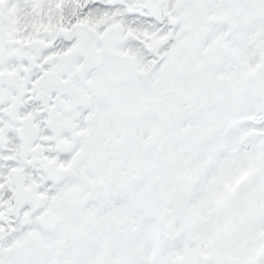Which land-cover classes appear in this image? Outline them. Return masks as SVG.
<instances>
[{"label":"snow or ice","instance_id":"6c2138e0","mask_svg":"<svg viewBox=\"0 0 264 264\" xmlns=\"http://www.w3.org/2000/svg\"><path fill=\"white\" fill-rule=\"evenodd\" d=\"M0 264H264V0H0Z\"/></svg>","mask_w":264,"mask_h":264}]
</instances>
